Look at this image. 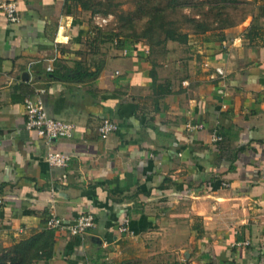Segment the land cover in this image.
Wrapping results in <instances>:
<instances>
[{
	"label": "crops",
	"instance_id": "1",
	"mask_svg": "<svg viewBox=\"0 0 264 264\" xmlns=\"http://www.w3.org/2000/svg\"><path fill=\"white\" fill-rule=\"evenodd\" d=\"M248 1L244 21L160 58L90 52L62 0H16V24L0 12V252L51 212L90 211L82 237L54 230L47 264H264V0ZM28 96L77 125L51 142L67 166L25 129ZM104 117L119 128L101 138Z\"/></svg>",
	"mask_w": 264,
	"mask_h": 264
},
{
	"label": "rangeland",
	"instance_id": "2",
	"mask_svg": "<svg viewBox=\"0 0 264 264\" xmlns=\"http://www.w3.org/2000/svg\"><path fill=\"white\" fill-rule=\"evenodd\" d=\"M84 1L90 4V9L84 8L78 0L72 1L68 9L89 26V35L94 38L86 42L90 52L99 53L108 45L116 49L111 43L117 36L111 40L108 38L105 44L101 39L109 33H117L125 41L127 54L135 47H143L145 54L154 53L156 58L163 57L166 50L180 45L177 40L168 38L169 31L175 36L186 34L189 40L199 34L218 32L221 26L244 21L254 12L252 2L248 0ZM93 8L97 11L93 12Z\"/></svg>",
	"mask_w": 264,
	"mask_h": 264
},
{
	"label": "built area",
	"instance_id": "3",
	"mask_svg": "<svg viewBox=\"0 0 264 264\" xmlns=\"http://www.w3.org/2000/svg\"><path fill=\"white\" fill-rule=\"evenodd\" d=\"M0 12L4 15L7 22L16 24L20 21V11L16 0H0ZM105 21V17L102 18ZM117 38L111 43L114 48L120 49L121 54H127V47H117ZM216 72L223 74L222 67H216ZM24 127L29 131H33L37 136L47 144L46 161L51 166L65 167L68 165L70 155L52 147V140L59 138H70L77 130L74 122L66 121L61 118L50 116L45 108L43 99L40 96H28L24 99ZM188 128H200L199 124H188ZM119 124L116 120L104 117L97 126V132L101 138H106L110 133L118 130ZM222 137L216 133L212 135L214 141L220 140ZM223 186H227L226 181H222ZM0 203L2 199L0 198ZM95 224V217L90 211L81 212L72 222H66L51 212L46 227L53 230L66 229L71 235L82 237L88 229ZM128 219L125 218L120 225V230H127ZM248 241L243 244H248Z\"/></svg>",
	"mask_w": 264,
	"mask_h": 264
},
{
	"label": "trees",
	"instance_id": "4",
	"mask_svg": "<svg viewBox=\"0 0 264 264\" xmlns=\"http://www.w3.org/2000/svg\"><path fill=\"white\" fill-rule=\"evenodd\" d=\"M72 1L74 0H62L65 11H69L68 7L69 5H71ZM78 1H80L81 5L84 8L86 9L91 8L88 2L84 0H78ZM92 11L96 12L97 8H93ZM227 27H228L227 25L221 26L218 29L221 30ZM169 32H170L169 33L170 35H168L169 39H172L174 41L177 40L180 43H185L188 40L186 39L187 38L186 34H182V35L176 34L175 36L174 34H171L172 33L171 31ZM114 36H117L116 37L118 40L117 47L125 46L124 39L121 38V36L117 33L115 34L109 33L105 35L101 40L104 41L103 43H106L109 41V39L111 40ZM105 37L107 38L104 39ZM54 243H55L54 230L45 228L44 230L40 231L39 233L33 234L27 239L19 241L18 243L14 244L7 250H3L0 256V264H32L35 260H39V259H44L47 264L53 255Z\"/></svg>",
	"mask_w": 264,
	"mask_h": 264
}]
</instances>
